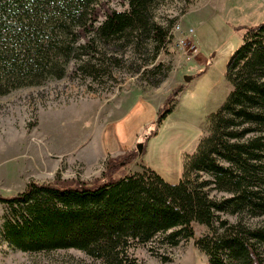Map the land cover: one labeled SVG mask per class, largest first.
<instances>
[{
	"label": "trees",
	"instance_id": "trees-1",
	"mask_svg": "<svg viewBox=\"0 0 264 264\" xmlns=\"http://www.w3.org/2000/svg\"><path fill=\"white\" fill-rule=\"evenodd\" d=\"M126 1L117 10L104 0H0V96L63 78L74 59L97 77L111 75L120 65L114 52L129 45L141 53L164 49L169 27L154 18L164 0ZM244 29L226 66L231 90L196 151L184 155L177 184L149 167L128 172L137 152L109 157L92 181L59 172L30 180L0 194L1 241L28 253L75 248L104 264H137L132 246L176 247L195 237L198 223L210 230L196 240L208 264H264V222L251 221L264 216V21ZM183 87L171 92L158 123Z\"/></svg>",
	"mask_w": 264,
	"mask_h": 264
},
{
	"label": "rangeland",
	"instance_id": "rangeland-1",
	"mask_svg": "<svg viewBox=\"0 0 264 264\" xmlns=\"http://www.w3.org/2000/svg\"><path fill=\"white\" fill-rule=\"evenodd\" d=\"M104 1L117 10L128 6L126 0ZM154 18L170 31L159 52L141 53L129 45L114 52L120 65L113 73L97 77L74 59L63 78L0 96V194L23 190L30 180H53L58 172L66 179L92 181L102 176L109 157L134 152L138 158L128 172L149 167L171 184L180 181L184 155L196 151L209 133V115L230 92L226 66L243 41L244 27L264 21V0H164L157 3ZM189 29L194 33L187 36ZM185 36L186 45L180 46ZM186 76L192 80L186 82ZM178 85L184 87L175 109L158 123L159 111ZM88 149L107 155L92 159ZM4 212L0 204V230ZM251 221L261 224L264 216ZM194 227L195 237L176 247L154 242L134 245L130 253L137 264H208L196 240L210 230L198 223ZM0 264L104 263L75 248L28 253L0 239Z\"/></svg>",
	"mask_w": 264,
	"mask_h": 264
},
{
	"label": "crops",
	"instance_id": "crops-1",
	"mask_svg": "<svg viewBox=\"0 0 264 264\" xmlns=\"http://www.w3.org/2000/svg\"><path fill=\"white\" fill-rule=\"evenodd\" d=\"M230 90H231V87H230ZM176 105H177V101H176ZM175 107H176V106H175ZM209 116H210V115H209ZM99 123H100V122H98V124H99ZM89 142H90V141H89ZM87 151H88L87 154L90 155L91 158L94 157V156H96V155H98V154H100V155H101V154H106V152H102V151H101V153H99V152L91 151L90 149H88ZM122 152H124V151H121V153H122ZM106 155H107V154H106ZM111 155H117V154H116V152H115V153H111ZM92 159H93V158H92ZM88 161H89V159H88ZM89 164H90V163H89ZM91 164H92V163H91ZM91 164H90V165H91Z\"/></svg>",
	"mask_w": 264,
	"mask_h": 264
},
{
	"label": "built area",
	"instance_id": "built-area-1",
	"mask_svg": "<svg viewBox=\"0 0 264 264\" xmlns=\"http://www.w3.org/2000/svg\"><path fill=\"white\" fill-rule=\"evenodd\" d=\"M180 28H181V26H180ZM193 33H194V30L193 29H189L188 31H186L187 36L188 35H192ZM187 36H185V37H183V38H181L179 40V45L180 46H185L186 45V37Z\"/></svg>",
	"mask_w": 264,
	"mask_h": 264
},
{
	"label": "water",
	"instance_id": "water-1",
	"mask_svg": "<svg viewBox=\"0 0 264 264\" xmlns=\"http://www.w3.org/2000/svg\"><path fill=\"white\" fill-rule=\"evenodd\" d=\"M186 82H190L192 80V76H186L185 77ZM138 150L141 153L142 152V146H138Z\"/></svg>",
	"mask_w": 264,
	"mask_h": 264
}]
</instances>
